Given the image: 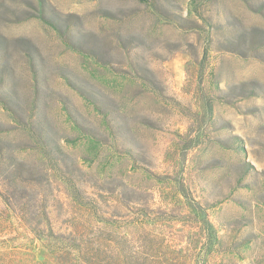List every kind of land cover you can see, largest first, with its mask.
I'll return each instance as SVG.
<instances>
[{
    "label": "rangeland",
    "instance_id": "374dc122",
    "mask_svg": "<svg viewBox=\"0 0 264 264\" xmlns=\"http://www.w3.org/2000/svg\"><path fill=\"white\" fill-rule=\"evenodd\" d=\"M0 264H264V0H0Z\"/></svg>",
    "mask_w": 264,
    "mask_h": 264
},
{
    "label": "trees",
    "instance_id": "16d2710c",
    "mask_svg": "<svg viewBox=\"0 0 264 264\" xmlns=\"http://www.w3.org/2000/svg\"><path fill=\"white\" fill-rule=\"evenodd\" d=\"M32 139H33L34 142H36L37 144L41 143V144L43 145V147L39 144L40 149H41V150H45L44 147H45L46 145L44 144V139L41 137V135H37V134H36V136H34ZM91 144H93V146H96V145H97V144L93 143L92 141H91ZM41 154H43V156H44V154H46V153H45V151H42Z\"/></svg>",
    "mask_w": 264,
    "mask_h": 264
}]
</instances>
